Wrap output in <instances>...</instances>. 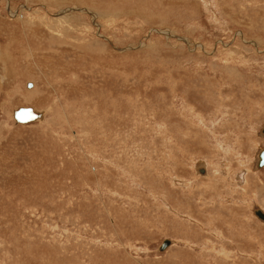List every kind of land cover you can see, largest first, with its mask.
<instances>
[{"label":"rangeland","instance_id":"rangeland-1","mask_svg":"<svg viewBox=\"0 0 264 264\" xmlns=\"http://www.w3.org/2000/svg\"><path fill=\"white\" fill-rule=\"evenodd\" d=\"M263 126L264 0H0V264H264Z\"/></svg>","mask_w":264,"mask_h":264},{"label":"water","instance_id":"water-1","mask_svg":"<svg viewBox=\"0 0 264 264\" xmlns=\"http://www.w3.org/2000/svg\"><path fill=\"white\" fill-rule=\"evenodd\" d=\"M30 87L31 84H27V88ZM12 113H13L12 119L16 125H27L34 121L40 120L43 116V112H39L33 108H28V107L25 108L20 107L17 110L13 111ZM261 134L264 135V128L261 130ZM263 166H264V151H261V155H259L258 157L257 167L262 168ZM200 173H203V170ZM253 213L259 219L264 221V215H262L259 210H255ZM169 245H170V241L168 240L163 241L161 247L159 248V251H163Z\"/></svg>","mask_w":264,"mask_h":264},{"label":"bare ground","instance_id":"bare-ground-1","mask_svg":"<svg viewBox=\"0 0 264 264\" xmlns=\"http://www.w3.org/2000/svg\"><path fill=\"white\" fill-rule=\"evenodd\" d=\"M19 108H20V107H19ZM17 109H18V108H17ZM17 109H15V110H17ZM15 110H14V111H15ZM36 111H38V110H36ZM39 112H43V111L39 110ZM12 114H13V113H12ZM42 118H43V116H42ZM42 118H41L40 120H37V121H41ZM12 121H13V119H12ZM37 121H34V122H32V123H35V122H37ZM13 123H14V121H13ZM32 123H30V124H32ZM14 124H15V123H14ZM15 125H16V124H15ZM27 125H29V124H27ZM20 126H26V125H20ZM263 128H264V126L262 127V129H263ZM262 129H261V130H262ZM260 133H261V132H260ZM261 151H264V149H260V151H259V153H258V155H257V161H256V165H255L257 169H261V168H258V167H257V164H258V157H259V155H261ZM263 167H264V166H263ZM263 167H262V168H263ZM199 171L202 172V170H199ZM199 171H198V172H199ZM201 174H202V173H201ZM255 210H259V209H255ZM255 210H254V211H255ZM259 211H260V213H261L262 215H264V213H263L261 210H259ZM253 214H254V213H253ZM254 216H255V215H254ZM255 217H256L259 221H261V222L264 223L263 220L259 219L257 216H255ZM170 245H171V242H170ZM167 248H168V247H167Z\"/></svg>","mask_w":264,"mask_h":264},{"label":"crops","instance_id":"crops-1","mask_svg":"<svg viewBox=\"0 0 264 264\" xmlns=\"http://www.w3.org/2000/svg\"><path fill=\"white\" fill-rule=\"evenodd\" d=\"M200 169H198V171H199Z\"/></svg>","mask_w":264,"mask_h":264}]
</instances>
